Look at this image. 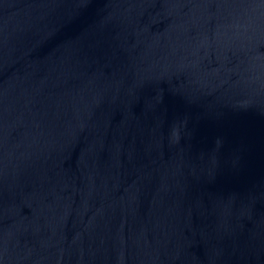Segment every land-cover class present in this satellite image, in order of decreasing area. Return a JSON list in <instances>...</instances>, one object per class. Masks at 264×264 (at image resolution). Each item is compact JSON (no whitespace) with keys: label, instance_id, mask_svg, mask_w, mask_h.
I'll use <instances>...</instances> for the list:
<instances>
[{"label":"water","instance_id":"1","mask_svg":"<svg viewBox=\"0 0 264 264\" xmlns=\"http://www.w3.org/2000/svg\"><path fill=\"white\" fill-rule=\"evenodd\" d=\"M0 264H264V0H0Z\"/></svg>","mask_w":264,"mask_h":264}]
</instances>
